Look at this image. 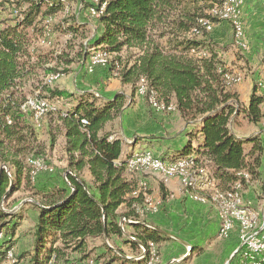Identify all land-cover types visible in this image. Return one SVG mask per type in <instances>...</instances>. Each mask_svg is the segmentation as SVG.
<instances>
[{"label":"trees","instance_id":"obj_1","mask_svg":"<svg viewBox=\"0 0 264 264\" xmlns=\"http://www.w3.org/2000/svg\"><path fill=\"white\" fill-rule=\"evenodd\" d=\"M102 4L103 12L96 18L100 34L88 38L84 28L74 22L65 21L63 26L53 28V22L65 10V0L0 2L1 10H5V5L13 8L10 17L0 22V203L7 201L30 176V166H24L25 157L31 153L32 158L43 157L39 156L41 149L33 146L34 130L27 125L33 115L24 108L29 98L23 90L29 76L35 69L60 75L56 69L59 66L66 68L62 72L68 74V66L88 60L91 50L105 56L108 72H117L120 83L130 87V96L138 94L145 84L142 98L148 101L152 94L165 108L172 105L183 122L192 126L190 141L162 161L190 162L197 175L208 168L217 182L212 192L224 193L235 183L242 189L247 183L260 181L261 140L257 136L237 138L231 123L235 116L243 114L249 124L261 125L264 98L255 84L247 107L240 106L238 96L232 92L234 83L224 79L225 75L235 77L236 73L219 60L216 45L209 38L212 28L224 22L213 14L223 0H98V6ZM54 30L86 43L79 44L81 53L76 59H68L67 55L54 57L49 52L53 59L34 57L42 52L33 49L32 42L44 31ZM202 47H214L215 51L209 50V55H205L200 53ZM129 52H133L132 56L122 65L120 55ZM38 94L36 98L43 100H70V107L55 115L64 129L69 169L65 173L71 187L34 190L32 206L37 218L32 250L14 258L18 263L65 264L70 254H77L87 260L91 258L87 239L109 241L112 237L121 239L129 254L103 243V253L91 259L94 263L147 264L150 244L159 257L158 244L164 241L163 236L140 220L149 191L145 193L140 188L141 181L127 170L133 153L123 154L122 140L105 131L106 125L118 119L126 108L125 95L103 100L89 92L70 95L47 84ZM191 140H197L198 145L192 147ZM84 170L90 177L89 185L78 176ZM198 191L201 190L189 192ZM121 206L125 211L119 214ZM18 212L11 216L0 210V264L12 249L20 222ZM124 218L133 222L125 224L129 233L120 230L119 222ZM140 249L145 250L144 258L137 261Z\"/></svg>","mask_w":264,"mask_h":264},{"label":"crops","instance_id":"obj_2","mask_svg":"<svg viewBox=\"0 0 264 264\" xmlns=\"http://www.w3.org/2000/svg\"><path fill=\"white\" fill-rule=\"evenodd\" d=\"M75 18L77 19V22L82 20L80 13H76ZM85 22L86 21H81L79 22V25L76 23L75 24L81 27L85 24ZM240 22L243 32L240 43L244 45V48H242L236 42L235 38L233 39V42L241 48L240 50L243 51L240 52L241 55H243V59L240 60L238 58H229L228 55H230V52L226 53L225 50H222L221 54H224L218 55V58L226 65V67H229L231 62H235L236 64V66L230 67L232 69L236 68L237 70H240V68L243 67V75L245 77L243 79L240 78V76H238L240 72L239 74H236L240 80L238 81L239 83L237 82L238 84L232 86V92L236 93L238 96L240 106L246 108L254 87V83L256 82V84H258L259 82H262L264 84V7L262 5V0H242ZM61 26H63V23ZM94 27L96 32H93L91 37L94 35H99L101 31V27L97 23ZM62 29L63 28L61 27V30ZM232 33L231 26L228 23L223 22L212 28L209 38L214 45L222 47L225 44V40H227L230 36H233ZM64 34L67 35L66 33ZM91 56L88 58V60L79 62L80 65L75 71L76 73L70 74L71 71H69L67 77L62 82V85L65 87L64 89H66V91L63 92H67L70 95H79L84 92H88L89 89L87 88L89 85H95L97 80L103 82L105 81L107 77V72H105V70H101L99 77L92 74L93 72H90V70L87 71L85 69L84 64L86 63L89 66ZM74 63L68 66V70H70ZM99 68L105 69V66L96 65L95 69L98 70ZM260 77L263 80L259 79ZM71 80L75 81L74 84L76 86H74V84L71 85ZM114 86L117 90L112 91L111 93L106 92V97L101 99L111 100L116 94H124L127 100H129V103L130 101L134 103V109L137 107H143L144 110L147 111V107L143 105V103L141 104L142 98L140 99L141 101H139L136 95L130 96V87L128 85H123L119 80H116L114 81ZM121 90H123V92ZM259 90L261 91V89ZM126 91L129 92V96L127 95ZM261 95L264 98L263 92ZM129 109L130 107H128L127 110L124 109L123 113L118 119L108 123L105 127L106 129L108 126L113 124L114 129L118 128V130H114L113 134L115 137H118L122 140L123 154L126 155L128 153H136L137 151H152L154 154L159 155L162 160L167 161L169 157H172L177 152L181 151L187 142L190 141L188 133H190L192 126L185 124L177 112L174 111L175 114L171 115V117L153 115V118L151 121H149L147 118L148 114L143 111V109L142 111L138 110V114H135L137 117H134L133 111ZM260 109L264 115V99ZM154 120H156V123H154ZM116 122H119V125ZM152 124H155V126ZM175 126L177 128L176 132L172 130ZM231 130L237 138L244 139L250 136H257L261 140L263 156L260 166V179H264V132L262 131L260 125L255 126L249 124L244 118L243 114H238L233 118ZM115 132H117V134ZM155 132H157L156 135H154ZM197 142V140H191V146L196 147L198 145ZM206 169L207 170L204 172L208 174L213 180V183L210 186L211 188L207 187L202 191L196 192L195 194L184 189L179 184L178 179L175 177L169 178L168 181H163L166 183H162L160 177L158 180L154 179L153 177L144 179L149 190V196H146L147 199H145L147 210L152 209V206H148L150 205L149 202L158 205V210L154 214L147 213L143 216L140 215V220L145 222L147 226L152 227L164 238V241L158 244L159 257L156 258L155 264H241L242 259L240 254L237 252L240 247L238 230L235 228L226 239L219 238L218 231L220 228V222L217 216L218 211H216L217 207H215L216 205L211 198L212 189L214 187L217 188V182L212 178L209 169ZM200 172L199 176H204V173L202 171ZM88 178L89 183L86 184L89 185L91 182L90 177ZM258 183L259 181H254L251 183V187L249 186L251 189L245 193L246 195L242 201L243 204L246 203L248 205L246 207H248L250 210L258 213V215H262L261 208L263 202L258 199L260 196L259 187H257ZM35 186V189L43 190L41 187H38L37 185ZM46 186H48V188L44 189L43 191H47L55 187L60 188L64 185L60 182L59 185ZM193 195L203 197L205 202L202 203L194 199L195 196ZM10 198H8V200ZM32 209L33 223L32 229L30 231V248L26 251H20L18 254H12L16 257L24 252H29L32 250V234L37 218L36 209L34 207ZM124 211L125 210L123 206L119 207L117 210L119 214L123 213ZM18 215L20 216V227L22 224L23 215ZM19 227L16 229V231L19 229ZM127 230H129L127 233L131 232L130 229ZM15 235L12 239L13 246L11 251H14L16 246L17 240L15 239ZM1 236L2 233H0V239ZM112 238L115 243H118V245L114 246L115 248H119L124 253L129 254L128 247L121 244V239L116 237ZM112 238L110 240H112ZM96 239L102 241V239L99 238L86 240L87 253H90V257L91 252H89L88 241H94ZM100 243L101 249L99 250L101 253H97V255L94 257H97L103 253V241ZM97 251L96 249L93 250V252ZM14 256L12 260L7 258V260L2 264L8 263L7 261H11L13 264V262L16 260ZM138 257L139 255L136 258ZM127 259L131 258L127 257ZM85 261L86 260H80V262ZM22 263L27 264L26 262ZM16 264H18V262Z\"/></svg>","mask_w":264,"mask_h":264},{"label":"rangeland","instance_id":"obj_3","mask_svg":"<svg viewBox=\"0 0 264 264\" xmlns=\"http://www.w3.org/2000/svg\"><path fill=\"white\" fill-rule=\"evenodd\" d=\"M2 0H0L1 2ZM95 0H65V10L63 13L59 14L55 20V22H53L52 25L53 28H58L61 26L62 23H64L65 21H67V23H71L74 22L76 24L79 25V22L81 21H86L85 24L82 26V28H84V31H86V35L88 36V38L91 37V34L93 32H96V30L94 29L96 26V18L93 16V14H91L90 10L93 9V6L95 5ZM93 5V6H92ZM5 10H1L0 8V22H3L4 19H6L7 17H10L9 13L13 11L12 7H9L7 5L4 6ZM76 13H80L82 20L77 22V19L75 18ZM11 17H14V14H12ZM58 30V29H57ZM44 31L42 36H39L37 38V40L34 41V43L32 42V47L33 49L35 48L37 51L42 52L40 55H34V57L37 56H41L45 59H53V56H50L49 53H52V55H54V57H65V55H67L66 57H68V59H76V55H78V53L81 51V48H79V44L80 43H85V42H81L80 38H73L72 36H69L68 34L65 35L63 32L61 33V31ZM233 32V31H232ZM233 34V33H232ZM92 38V37H91ZM234 37L230 36L227 40H225V44L222 47H218V45H216V49H217V55H223L221 54L222 50H225L226 53L230 52V55H228L229 58H235V59H243V55H241V48L237 45L234 44L233 42ZM199 41V38L197 39ZM86 44V43H85ZM84 44V46H85ZM215 47V46H214ZM209 48V50H213L215 51V48ZM85 49V47H84ZM86 50V49H85ZM209 50L206 48L204 49L203 47L200 50V53H206L205 55H209ZM49 52V53H48ZM90 53H94L95 55L98 54L97 52H92L89 51ZM243 52V51H242ZM81 53V52H80ZM130 53L133 52H129L128 54L126 53H122L120 56L122 57V65L125 63L126 59L131 57L132 55H130ZM218 57V56H217ZM91 59V58H90ZM32 63V62H30ZM79 63H74L73 66H71L70 70L71 71L70 74L76 73L75 71L79 68ZM99 65H103L105 66V69L99 68L98 70L95 69V67H91L89 68V66L85 63L84 67L87 71L90 70V72H93L92 74L99 76V74H101V70H105V72H107V77L105 79V81H96L95 85H89V87L87 89L88 92L93 93L96 97L98 98H104L106 97V92L107 93H111L112 91H116L117 89L114 86V81L118 80L116 78V71L113 72L112 74L110 72H108V67H106L105 64H97V66ZM236 66L235 62H231L230 66L228 69L232 70L234 73L236 72V74H239L240 78H244L245 76L243 75V67L240 68V70L238 69H232L230 67H234ZM55 67V66H54ZM241 67V66H240ZM56 69L58 70V72L60 73L57 74L58 77L55 79H51L52 75H56V74H49L47 72H41L38 69L34 70V73H32V75L29 76L28 78V83L27 85L24 87L23 90V94L25 95V97H28L31 99L36 98V96H39V91H41L44 87L45 84L49 85L52 88H56L59 91H66V89H64L65 87L62 85V82L65 80V78L67 77L68 74H65L64 72H62L63 70H67L66 68H64L63 66H59L58 68L56 67ZM237 70V71H235ZM71 76V75H70ZM84 77V76H83ZM82 77V78H83ZM100 77V76H99ZM89 79V78H88ZM241 79V80H242ZM261 80H263L261 77L259 78ZM82 80V79H81ZM75 81L71 80V85L74 84ZM83 82V80H82ZM241 82V81H240ZM45 83V84H44ZM84 83V82H83ZM239 83V82H238ZM238 83H235L233 85H236ZM256 84V82L254 83V85ZM74 86H76L74 84ZM138 87V86H137ZM122 89V86H121ZM81 91V90H80ZM123 92V90H121ZM127 92V95L129 96V92ZM261 92V91H260ZM67 93V92H66ZM262 93V92H261ZM137 96V98L139 99V101H141L140 99L142 97H140V95L138 96V94H135ZM46 97V95H43L42 97ZM43 100V99H41ZM47 103L48 105V109L47 112L40 117L36 122L35 121H28L27 125L32 128L34 130V137L36 142H34L33 146H37L39 147L38 151H41V154H39V156H43V157H33L34 153H31L29 155H27L24 159V166L25 165H29L31 172H30V176L26 179L23 180V184L20 187V189L13 193L11 195V198L7 201H3L0 203V205L2 204L5 210H11V216H14L13 214L16 213L17 211H19L17 214H21V216L23 217L22 220V224L19 227V229L16 231V235H15V239L17 240L16 242V246L14 251H11L12 254L14 253H20V251H26L27 249L30 248V243H31V229H32V219H33V207L32 204L34 205L35 202V197H34V190H35V185H37L38 187H41L43 190L48 188V186L46 185H59L60 182L65 186L66 183L63 179V175L65 174V172H67L68 166H67V156L65 154V138H64V129H63V125L62 123L59 121V117L57 115H55L57 113V111H64L65 109H68L70 100L67 99H60V100H43ZM143 103V105H145L147 107V111L144 110L143 107H137L136 109H134V103L132 101L129 100L126 101V108L125 110H127L128 107H130L129 110L133 111V115L134 117H137L135 114H138V110L139 111H145L148 116L147 118L149 119V121H151V119L154 116H166V117H171V115L175 114L174 111L168 113V112H157L154 109H152L148 103L147 100H145L144 98H142L141 104ZM132 105V106H131ZM143 112V113H145ZM131 114V113H130ZM123 116V115H122ZM35 124V127L33 126V123ZM119 125V122H116ZM154 123H156V120H154ZM153 126H155V124H152ZM261 127V125H260ZM262 129V128H261ZM114 130H118V128H113V124L108 126V128L105 129L106 132H110L113 133ZM175 132L177 131L176 126L174 127ZM117 134V132H115ZM157 132L154 133V135H156ZM53 137V138H52ZM153 137V136H151ZM51 138L53 139L52 142ZM151 153L154 156V159L156 160H160L161 162H163L160 158L159 155L154 154L152 151H142L139 152L137 151L136 153L132 154V157L136 154H144V153ZM38 159H42L43 163L41 167H32L30 164V161H35ZM27 161V162H26ZM184 161V160H177L175 161ZM190 166L189 171H193L192 165L191 163H187ZM26 167V166H25ZM1 168V166H0ZM36 168V169H35ZM133 177L138 178L139 181L141 182H145L144 179H147L148 177H153L154 179L158 180L160 175H158L157 173H154L152 171L149 170H137V171H133L132 172ZM208 175V174H205ZM79 178L84 181L85 183H89L88 181V173L87 171H82L79 175ZM193 176H196V173L193 174ZM201 177H203V175H200ZM175 178L178 179V181L180 182V185L186 189L182 184L181 181L179 179V177L177 176H173ZM170 177V178H173ZM30 178V179H29ZM144 180V181H143ZM161 182H163V179L160 177ZM69 182V180H68ZM260 183L257 184V187H259V192H260V196L258 197V199L263 202L262 204V208H264V186L262 187L263 183H264V179H260L259 181ZM252 182L247 183L245 185H243V188L241 189V197L242 200H244V196L246 195L245 193H247V191L249 189H251L250 185ZM70 184V182H69ZM256 185V184H255ZM67 186V185H66ZM250 186V187H249ZM70 188V187H69ZM148 188H147V184H146V191L145 193H148ZM198 197H195L194 199H197ZM147 199V197H146ZM150 205H148L149 207L152 206V202H149ZM246 204V203H245ZM247 205V204H246ZM146 207V206H145ZM144 209V212H146L147 207ZM1 210V209H0ZM252 211V210H251ZM144 212L140 211L141 216H143ZM253 213H255V215H258V213L252 211ZM260 221V219H259ZM132 222V221H131ZM133 223V222H132ZM124 230L127 232L129 230L125 229ZM101 240H94L88 241L89 244V252H91V258L87 259L85 262H80L81 258H79L78 255H69L68 257V262L65 264H87L88 260L90 261L92 259V257L94 258L95 255H97V253H101V251L99 249H101ZM103 243L105 245H107L108 247H114L115 245H118V243H115V241L109 240L107 241L106 239H103ZM99 247V248H98ZM98 248V251H97ZM96 249L97 252H93V250ZM25 253V252H24ZM93 253V254H92ZM14 256V255H13ZM158 256L156 255L154 261L151 264H155L156 258ZM92 261V260H91ZM9 264H12L11 261H7ZM6 263V264H8ZM18 264H23L22 262L18 263Z\"/></svg>","mask_w":264,"mask_h":264},{"label":"built area","instance_id":"obj_4","mask_svg":"<svg viewBox=\"0 0 264 264\" xmlns=\"http://www.w3.org/2000/svg\"><path fill=\"white\" fill-rule=\"evenodd\" d=\"M227 1V0H223ZM95 8L91 9V14H97L100 16L104 9V4L101 6H98V0H95ZM241 5L242 0H237V6H229V10L224 12V14L221 16V21L228 22L231 25L233 36L236 40V42L244 48V45L240 43L241 37H242V25L240 22L241 17ZM262 5L264 7V0H262ZM212 14V12H211ZM203 25H206L207 30H210V26L207 23H204ZM95 61H93V67L96 66ZM237 77H230L229 75H225L224 79L228 83L233 84V80ZM141 91H142V97L145 96L146 92V86L145 84L141 85ZM261 91L264 93V88L261 89ZM149 100H155L152 97V94L148 97ZM28 108H35L37 111V120L42 117L48 109V105L46 102H40L38 104H31L29 100ZM165 112H172L170 111V105L166 107ZM164 111H157V112H164ZM83 124H85L83 122ZM262 131L264 132V122L261 123ZM38 161H42V159H38ZM187 161H184L182 163H169V162H156L154 160V156L151 153H148V155H141V159H129L127 162V170L129 172L142 170V166L144 164H153V170L158 171H165V170H172L176 168H182L184 165H187ZM204 176L208 177V184L213 183V180L209 175ZM63 179L67 185V187H71L68 182V175L65 173L63 175ZM169 179L167 178V181ZM166 183V182H162ZM180 184V182H179ZM140 188L142 190H146V184L140 183ZM235 190H241V185L239 183H235L229 190L224 191V198L223 199V212H217L218 220L219 222H222V231L220 235V239H226L229 237L231 232L236 228L238 230V238H239V250H244V260H241V264H262V257L264 256V208H261L262 215H260V224H253L250 219L247 218L246 214H239L238 213V205H231V198H232V192ZM245 204V203H244ZM245 206H248L245 204ZM158 210V205H155L152 203V209L146 210L144 213H156ZM125 224H132L127 222L119 223V227L121 232H125L124 227ZM151 245V253L152 250L155 249V246L153 244ZM142 250L140 249V252ZM18 261L15 260V263ZM94 263V262H93ZM95 264V263H94ZM147 264H150V259L148 260Z\"/></svg>","mask_w":264,"mask_h":264},{"label":"bare ground","instance_id":"obj_5","mask_svg":"<svg viewBox=\"0 0 264 264\" xmlns=\"http://www.w3.org/2000/svg\"><path fill=\"white\" fill-rule=\"evenodd\" d=\"M229 6H237V0H227V1H223V5L220 7V8H215L213 10V14L216 15L219 19H221V16L224 14V12L228 11L229 10ZM93 16L95 18H98L99 16L97 14H93ZM93 61L97 62V64H105L106 63V60H105V56L103 54H94L92 53V56H91V59H90V63H89V68L93 67ZM239 76V75H238ZM237 75L235 77L234 80H233V83H237L240 79ZM58 75L56 74L55 76L52 75V77L50 78L51 79H55L57 78ZM264 82V81H263ZM257 85V88L259 89H262L264 88V84L262 82H259ZM138 95L142 96V91L141 89L139 90L138 92ZM29 100L31 102V104H38L40 102V99L38 98H34V99H31L29 98L26 102V104L24 105V108L25 110H28L29 112L32 113L33 115V121H37V111L35 108H28V105H29ZM41 102H45L43 100H41ZM149 104H150V107L152 109H154L155 111H164L166 110V108L158 103L156 100H149ZM174 110V107L172 105H170V111H173ZM141 155H148V152L144 153V154H136L134 155L131 159H141ZM156 162H161L160 160H156L154 159ZM184 161H178L176 163H182ZM42 163H43V160L42 161H38L35 159V161H30V164L31 166L33 167H41L42 166ZM36 169V168H35ZM142 169H147L149 171H152L154 173H157L158 175H160V177L163 179V181H166L167 178L169 179L170 177H173V176H177L179 177L180 181H181V184L186 188V190L188 191H195V190H204L205 188L207 187H210L212 185L211 184H208V177H201L199 175L196 174V176L194 177L193 174L196 173L195 170L193 171H189L190 169V166L187 164V165H184L182 168H176V169H172V170H165V171H158V170H153V164H144L142 166ZM141 183H144V182H141ZM211 188V187H210ZM211 198H212V201L214 202V204L216 205L215 207H217V210L218 212H223V199L221 198H224V193L223 192H219L217 190H214L212 192V195H211ZM198 201L204 203L205 200L202 199V198H197ZM212 202V204H213ZM207 203V202H206ZM231 205H238V213L239 214H246L247 218L250 219V221H252L253 224H260V215H255V213H253L248 207H246L244 204H243V201H242V197H241V190H235L232 192V198H231ZM0 209L1 211L3 212H6V213H11V210H5L3 205L1 204L0 205ZM129 222V223H132L131 221L129 220H126L125 218L124 219H121L119 223H124V222ZM221 231H222V222H220V228H219V231H218V235L220 237L221 235ZM122 233H125V232H122ZM130 240H133V238H130ZM150 247V250H149V259H150V264L154 261L155 257H156V249H153L152 250V253H151V245H149ZM141 255H139L138 258H136L135 260H142L144 258V253H145V250L142 249L141 251ZM237 252L240 254V257L242 260H244V250H237ZM7 258L9 260H12L13 259V255L12 253L9 251L7 252ZM13 264H16L15 261L13 262ZM87 264H94L93 261H88ZM96 264V263H95ZM262 264H264V256L262 257Z\"/></svg>","mask_w":264,"mask_h":264},{"label":"water","instance_id":"obj_6","mask_svg":"<svg viewBox=\"0 0 264 264\" xmlns=\"http://www.w3.org/2000/svg\"><path fill=\"white\" fill-rule=\"evenodd\" d=\"M149 228L153 229L152 227H149ZM153 230H154V229H153Z\"/></svg>","mask_w":264,"mask_h":264}]
</instances>
